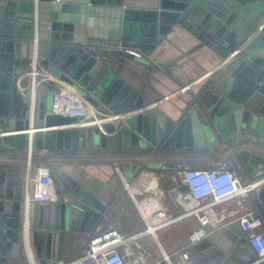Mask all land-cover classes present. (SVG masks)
<instances>
[{"label":"water","instance_id":"95a60500","mask_svg":"<svg viewBox=\"0 0 264 264\" xmlns=\"http://www.w3.org/2000/svg\"><path fill=\"white\" fill-rule=\"evenodd\" d=\"M12 1L0 0V76H17L11 72L15 67L27 70L25 62L20 66L23 61L14 59L16 41H31L47 69L81 90L101 114L125 111L118 108L116 83L122 81L113 70L119 58L134 57L130 50L150 52L176 26L200 44L217 48L222 59L231 57L176 117L152 106L126 121L104 124V131L98 126H88L83 132L54 129L69 118L38 114L34 122L29 115L25 118L28 105L24 99L21 114L0 116V151L28 150L29 146L55 151L95 144L134 153L169 146L204 150L209 146L207 132L221 133L227 141L264 142V0H60L53 4L51 0H23L34 9L23 20L12 14ZM23 49L24 45L21 55ZM247 87L252 103L246 106L238 95ZM256 99L260 101L253 102ZM18 118L27 123L25 130H18ZM31 130L34 133L29 135ZM50 178L57 202H49L43 210L34 203L32 237L38 252L43 234L47 229L50 239L55 222L59 228L75 217L76 224L87 223L85 231L91 233L109 210L105 194L88 191L69 172L51 168ZM18 198L16 183L0 186V264H8V257L19 253L25 210Z\"/></svg>","mask_w":264,"mask_h":264},{"label":"crops","instance_id":"0c3cea01","mask_svg":"<svg viewBox=\"0 0 264 264\" xmlns=\"http://www.w3.org/2000/svg\"><path fill=\"white\" fill-rule=\"evenodd\" d=\"M12 3L14 7L12 14L17 20L19 17H21L19 20L29 18L34 11L32 4L28 2L24 4L23 0H13ZM51 3L53 4V0ZM73 5L71 4V6ZM134 23L141 24L140 21ZM16 43L18 48L17 56L14 59L17 62L23 61L18 65L21 66L25 62L28 69L35 63L47 69L44 60L36 56V50L34 51L35 48L31 41L26 44L24 40L16 41ZM22 45H24L23 55L20 50ZM215 49L217 48L200 44L191 33L181 26H176L160 39L150 52L135 50L141 54L140 58L120 57L113 68L117 79L122 81L116 83V86L120 87L118 108L130 110L137 105L158 106L167 115L176 117L229 61L231 55L222 59ZM23 71L24 69L20 70L15 67L11 72L14 75H20ZM48 72L50 71L48 70ZM51 75L52 78L41 85L32 99L23 95L17 76L8 78L1 75L0 116H4L6 112L21 114L24 111V108L22 110L24 99L28 105L25 118L28 119L29 115V118L32 117L35 122L38 114L51 115V110L47 109V105L49 103L51 105L54 80L59 79L56 75L52 73ZM72 86L84 97L81 90L79 91L75 85ZM249 89L245 88L238 95L246 106L252 103L251 90L249 91ZM259 101L256 99L253 102ZM39 109L41 110L39 111ZM17 120L18 130H25L27 123L23 122L24 120L21 118ZM77 123V118H69L68 123H63L62 126L54 127V129H82L89 126ZM1 131L0 128V133ZM207 136L209 146L204 150L196 148L188 150L169 146L162 151L134 153L123 147L115 149L109 146L103 149L95 144L82 148L56 149L55 151H45L44 149L36 151L33 146L27 147L28 150L0 151V186L7 185V182L16 183L19 205L22 210H25V215H21L25 230L21 234V241L17 249V253H19L17 256L10 255L8 264L67 263L80 254L90 234L85 231L87 223L84 224L83 221H80L79 224H76L75 217L65 228L62 226L57 228L55 222L50 239L46 236L48 233L46 229L41 248L39 252L37 251L38 247L32 237L33 225L36 221L35 202L30 199L28 201L27 198L30 197L31 192L28 179L39 164L48 166L50 171L51 168H58L60 172H69V175L88 191L96 195L105 194L109 199V210L95 228L104 229L108 223H112L124 237H130L144 228V223L131 195L140 197V193L148 185L152 187L157 183L166 197L169 196L170 200L168 203L164 201V206L170 215H176L183 210V206L188 203L186 196L183 205H177L169 194L173 187L170 178L178 171L184 169H233L243 182L254 181L264 176V142L258 139L227 141L221 133L216 135L207 132ZM152 149L155 150V146ZM159 175L160 178H158ZM125 182L129 185L127 190L123 186ZM182 188L183 191L186 190L184 186ZM55 201L57 202V200ZM37 203L39 210H43L49 205V202ZM220 210L226 211L227 215L216 224V228L209 238L195 245L196 255H191L188 252L190 264H197L202 260L209 264H250L256 259L248 236L242 231L237 219L245 211H252L262 219L261 230L264 231V190L248 195L242 207L236 199H231L215 208L216 212H220ZM177 224H179L175 232L177 242L175 245L171 244L168 251L158 240L162 252L160 259L164 254L168 255L182 248L186 243L188 232L196 226L193 218H188ZM173 236L172 234L171 237ZM198 264H202V262Z\"/></svg>","mask_w":264,"mask_h":264},{"label":"built area","instance_id":"2783aa9c","mask_svg":"<svg viewBox=\"0 0 264 264\" xmlns=\"http://www.w3.org/2000/svg\"><path fill=\"white\" fill-rule=\"evenodd\" d=\"M59 2L60 0H53V3ZM128 53L137 58L141 57L137 51L130 50ZM50 75L46 68L34 63L23 71L17 80L26 98L32 99L41 85L52 78ZM54 82L51 115L77 118V124L98 126L101 131H104V124L126 121L151 107L144 105L120 113L101 114L70 83L60 79H55ZM28 133L32 134L34 131ZM50 172L49 167L44 164L36 166L28 179L31 191L28 201L29 199L34 202L56 200L55 186L50 178ZM160 177L159 175L158 178ZM170 179L173 187L169 194L174 203L183 205L184 197L188 199V203L183 206L180 213L170 215L164 206L166 198L164 191L157 183L153 185L154 187L148 185L140 193V197L131 195L144 223L141 231L130 237H124L112 223H108L104 229L95 228L88 235L80 254L63 264H138L142 259V253L135 243L137 239L151 235L158 240V233L161 230L193 218L196 226L188 232L185 245L174 253L164 254L160 260L152 263L190 264L187 247L209 238L216 224L227 215L226 211L216 212L215 208L231 199H236L242 207L248 195L264 190V176L254 181L243 182L233 169H184L172 175ZM123 186L125 190L129 187L126 182ZM183 186L186 192L183 191ZM237 222L247 234L250 246L256 255V259L250 264H264L262 219L252 211H245L239 215Z\"/></svg>","mask_w":264,"mask_h":264},{"label":"rangeland","instance_id":"374dc122","mask_svg":"<svg viewBox=\"0 0 264 264\" xmlns=\"http://www.w3.org/2000/svg\"><path fill=\"white\" fill-rule=\"evenodd\" d=\"M51 102H52V98H51ZM49 105L50 103L47 105V109H51V105L50 107ZM84 130L85 128H82L81 132H83ZM164 200H165V203H168L170 200L169 196L167 195V197ZM178 225L179 224H174L173 226L168 227L164 230H161L158 233V240L163 245L166 251L170 249L171 244L175 245L177 242L175 232H176V228L178 227ZM67 226L68 225L63 226V228ZM172 234L174 235L173 237H171ZM158 240L151 235H146L137 240V245L140 247L141 253H142V259L139 261L138 264H151L154 261L160 259L162 252H161V248L159 246ZM195 245L187 247V250L191 255L197 254V249ZM200 262H202V264L203 263L209 264L205 260L198 261L197 264Z\"/></svg>","mask_w":264,"mask_h":264}]
</instances>
